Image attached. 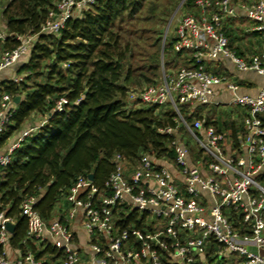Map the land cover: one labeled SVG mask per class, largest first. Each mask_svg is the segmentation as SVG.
<instances>
[{
    "label": "built area",
    "instance_id": "1",
    "mask_svg": "<svg viewBox=\"0 0 264 264\" xmlns=\"http://www.w3.org/2000/svg\"><path fill=\"white\" fill-rule=\"evenodd\" d=\"M96 1L58 0V11L50 14L43 32L60 34L75 10L86 9ZM196 5L200 14L182 19L174 45L177 53H192L194 66L166 73L162 62L161 84L129 96L133 106H171L177 115V127L160 132L174 137V163L144 154L132 164L116 156V169L104 190L84 177L70 189L66 224L58 219L46 223L34 209L35 199L23 203L21 215L28 223V238L57 249L62 255L59 264H164V252L171 264H213L217 259L219 264H264V187L258 181L264 174V85L257 96L243 95L236 83L226 76L213 75L206 66L207 62L227 59L240 73L254 71L264 78V47L250 61L231 50L223 31L225 21L238 13L231 0H198ZM240 9L256 23L255 30L264 41V0L241 5ZM8 38L0 27V43ZM17 38L20 45L0 55V78L30 55L34 38ZM11 80L22 81L18 77ZM219 86L232 94V106L247 112L240 148L227 134L207 127L205 119L188 121L200 107L218 104ZM14 101L8 95L1 100L0 134L17 111ZM66 103L61 99L56 111H63ZM181 106L188 108V114ZM180 129L203 156H192ZM32 132L26 130L0 154V178L1 168L10 164L14 151ZM125 209L126 217L136 211L151 221L158 220L161 229L155 233L120 229L115 211ZM79 218L88 237L85 245L71 230V223ZM8 223L15 225L12 218L0 213V264H12ZM148 225L153 227L151 222ZM15 264L44 263L28 254L19 255Z\"/></svg>",
    "mask_w": 264,
    "mask_h": 264
},
{
    "label": "trees",
    "instance_id": "2",
    "mask_svg": "<svg viewBox=\"0 0 264 264\" xmlns=\"http://www.w3.org/2000/svg\"><path fill=\"white\" fill-rule=\"evenodd\" d=\"M197 1L185 0L180 10L199 15ZM182 2L97 0L75 10L60 34L53 35L43 27L58 11V0H0L1 29L9 35L0 43V55L20 45L18 36L34 38L28 59L14 67L22 81H0V104L5 95L21 99L0 134V154L26 130H33L10 164L1 168L0 213L15 223L10 250L21 257L32 254L44 264L61 262L62 255L52 245L28 238V223L21 215L26 200H36L34 209L46 223L58 219L66 224L70 189L80 177L93 175V185L104 190L116 169V156L132 164L144 154L174 163V137L160 131L176 128L177 115L159 107L130 105L129 96L161 84L163 54L166 73L194 66L191 52H175L176 38L170 33L164 42L166 27ZM223 31L228 38L227 29ZM61 99L67 103L58 112ZM183 109L188 114V108ZM202 119L199 112L188 117L189 122ZM205 120L207 127H215L210 117ZM180 133L187 139L182 129ZM236 133L230 137L240 148ZM189 147L196 159L203 156L196 145ZM259 179L264 180V174ZM126 211H115L120 229L144 233L161 229L158 220L136 211L126 217ZM167 258L163 263L171 264Z\"/></svg>",
    "mask_w": 264,
    "mask_h": 264
},
{
    "label": "crops",
    "instance_id": "3",
    "mask_svg": "<svg viewBox=\"0 0 264 264\" xmlns=\"http://www.w3.org/2000/svg\"><path fill=\"white\" fill-rule=\"evenodd\" d=\"M236 6L238 13L234 18H228L224 23V28L228 31L230 48L239 57L250 61L255 55L263 52L264 41L263 35L255 30L256 23L249 20L242 10L241 5L252 4L257 0H231ZM227 27V28H226ZM23 62V61H22ZM207 68L215 76H226L230 81L240 87V93L243 95L257 96L258 92L264 85V78L254 71L240 73L237 68L227 59H219L213 62H207ZM12 70L5 71L3 75L11 73ZM8 75L4 79H12ZM10 77V78H8ZM217 105L207 106L200 114L204 119L210 117L215 123L217 130L232 136L237 131L239 139H242L244 132V121L247 115L246 110L232 106V94L224 86L216 88ZM71 230L77 236L81 245H85L87 234L83 229L81 219L71 223ZM9 257L12 264H15L19 253L9 249Z\"/></svg>",
    "mask_w": 264,
    "mask_h": 264
},
{
    "label": "rangeland",
    "instance_id": "4",
    "mask_svg": "<svg viewBox=\"0 0 264 264\" xmlns=\"http://www.w3.org/2000/svg\"><path fill=\"white\" fill-rule=\"evenodd\" d=\"M184 1V0H183ZM185 2V1H184ZM181 9V8H180ZM177 11V10H176ZM175 11V13L173 14V16H174V18H173V16L171 17V19L173 18V20H172V23H171V25H170V28H169V31H168V34L170 33V35L169 36H173V37H175L176 38V29H177V26L179 25V23L182 21V19H184V17L186 16V14H185V11H182V10H179L178 12H176ZM171 19H170V21H171ZM170 21H169V23H170ZM169 23H168V25H169ZM168 25H167V27H166V30H165V33H166V31H167V28H168ZM0 27L1 28H4V25H3V22H1L0 23ZM168 34H167V36H168ZM164 38H165V35H164ZM164 42H165V40H164ZM162 62H164V54L162 55ZM207 65V64H206ZM15 68H13L12 69V71H11V73H9V74H5V75H3V76H1V78H0V81H2L3 80V78H7V76L8 75H11L10 77L12 78L14 75H16V72H15ZM174 70H178V68H176V69H172V70H170V71H174ZM6 73V72H5ZM10 77H8V78H10ZM17 77V76H16ZM205 107L206 106H202V107H200L199 109H198V111H196V112H199L200 113V111L202 110H204L205 109ZM184 107L183 106H181V109H182V111H184V109H183ZM207 108V107H206ZM162 110H171V111H173V109L171 108V106H164V107H162ZM201 111V112H202ZM174 112V111H173ZM184 114H185V112H184ZM38 122L40 121V120H37ZM187 144L188 145H190L191 144V146L193 147V146H195V144H194V142L190 139V138H188L187 137ZM259 181V183L264 187V180H261V179H259L258 180ZM208 252H209V250H208ZM262 255H264V253L262 252ZM221 261L220 260H215L214 261V263L213 264H219ZM228 264H230V262L228 263Z\"/></svg>",
    "mask_w": 264,
    "mask_h": 264
},
{
    "label": "water",
    "instance_id": "5",
    "mask_svg": "<svg viewBox=\"0 0 264 264\" xmlns=\"http://www.w3.org/2000/svg\"><path fill=\"white\" fill-rule=\"evenodd\" d=\"M184 1H185V0H184ZM184 1H183V2L181 3V5L178 7V9H177L176 12H178V11L180 10V8L182 7ZM175 14H176V13H175ZM174 16H175V15H174ZM174 16H173V18H174ZM173 18L171 19V21H170V23H169V25H168L167 31H166V33H165V38H164V40H166V38H167V34H168V31H169V28H170V25H171V23H172ZM20 100H21V99H20L19 97L15 98V101H14L15 104L19 105V104H20ZM89 178H90V180H92V181H93V179H94L93 175H90ZM7 229H8V231L10 232V234H13L14 229H15V225L12 224V223H8V224H7ZM251 250H254V249H251Z\"/></svg>",
    "mask_w": 264,
    "mask_h": 264
}]
</instances>
